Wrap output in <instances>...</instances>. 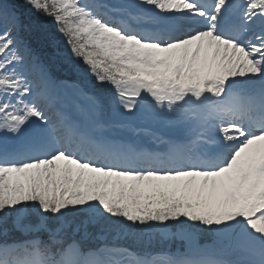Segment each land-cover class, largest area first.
Returning <instances> with one entry per match:
<instances>
[{
    "label": "snow or ice",
    "instance_id": "1",
    "mask_svg": "<svg viewBox=\"0 0 264 264\" xmlns=\"http://www.w3.org/2000/svg\"><path fill=\"white\" fill-rule=\"evenodd\" d=\"M0 264H264V0H0Z\"/></svg>",
    "mask_w": 264,
    "mask_h": 264
}]
</instances>
